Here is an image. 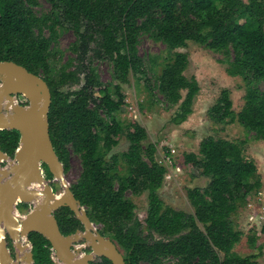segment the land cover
Here are the masks:
<instances>
[{"label": "trees", "instance_id": "trees-1", "mask_svg": "<svg viewBox=\"0 0 264 264\" xmlns=\"http://www.w3.org/2000/svg\"><path fill=\"white\" fill-rule=\"evenodd\" d=\"M41 1L0 0V62H15L48 84L54 149L65 172L73 154L81 161L71 190L126 264H261L258 255L234 251L243 233L232 218L263 186L256 163L245 155L248 141L208 136L198 154L185 155V165L210 180L204 189L188 190L194 208L189 214L162 200L167 168L156 159L157 145L145 144L147 130L118 116L127 104L123 85L133 76L138 82L146 78L150 102L159 94L167 110L176 109L173 124L185 123L200 93L198 80L185 75L188 54L179 51L192 42L221 55L228 74L246 82L242 110L235 112L225 89L209 111L210 120L238 122L255 140H264V0H43L51 10L37 14ZM63 30H72L77 39L70 47L73 59L57 69L54 45ZM144 35L166 46L162 63L148 65L140 56ZM103 60L113 65V85L104 84L93 65ZM82 81L79 90L63 92ZM122 137L128 151L110 156ZM20 139L16 130H0L1 150L14 159ZM43 169L54 179L46 165ZM128 193L148 194L145 223ZM55 216L65 236L83 229L68 207ZM29 239L34 264H55L43 235L32 233ZM258 241L257 235L249 237L253 248ZM102 264L112 262L103 257Z\"/></svg>", "mask_w": 264, "mask_h": 264}, {"label": "rangeland", "instance_id": "rangeland-1", "mask_svg": "<svg viewBox=\"0 0 264 264\" xmlns=\"http://www.w3.org/2000/svg\"><path fill=\"white\" fill-rule=\"evenodd\" d=\"M244 1L248 2V0ZM36 9L37 14L48 13L51 6L42 0L40 6ZM76 39V35L72 30L60 32L58 44L54 45L56 55L54 65L57 69L67 65L73 59L70 47ZM179 51L188 54L189 57V66L185 75L189 78L195 77L200 85V93L195 100L193 114L189 119L180 125L173 124L171 120L176 109L167 110V106L159 94L154 103L150 102L148 92L145 90L146 78L138 82L133 76L130 78L129 83L123 85L127 104L118 118L126 123L136 121L147 130L149 138L145 144L157 145L156 159L167 168L166 180L160 190V196L166 206L189 214L194 213V208L188 199V190L197 187L204 189L209 185L210 180L203 177L200 170L187 167L184 163L185 155L188 153L198 154L201 141L208 136L235 142L247 140L245 155L256 163L263 186L259 193L252 195L246 206L240 208L232 218L235 228L243 233L234 251L242 257L258 255L257 260L264 264V140H255L238 122L217 125L209 118L210 109L225 89L230 90L234 110L239 113L245 104L246 82L239 77L228 74L227 66L222 63L223 57L221 55L200 45L191 42L187 48ZM167 52L164 44L157 43L148 36L144 35L140 39L139 54L148 65L152 60L162 63L167 56ZM93 65L104 84H115L113 65L109 61H97ZM150 75L151 73L148 74V76ZM150 79L152 80V78ZM83 84L84 81L81 85H68L63 89V92L77 91ZM13 97L21 105H27L28 103L22 94L13 95ZM129 146L130 144L126 138L122 137L119 145L112 150L110 156L128 151ZM4 166H6V163L3 164ZM81 171L80 158L73 154L70 160V169L65 172V179L70 186L77 183ZM47 182L55 194L64 193L65 188L60 180H47ZM128 197L136 205L137 217L145 223L148 210V194L143 193L136 196L128 193ZM20 205L21 203L17 206L16 214L21 217L27 216L35 208L34 203H27V208H19ZM94 228L96 233L103 235L101 226L94 224ZM82 233L85 232L82 231ZM252 235L259 237L258 247L253 248L249 244V237ZM103 236L110 239L105 235ZM22 241L23 243L26 242L25 239ZM9 243L13 247L10 250L13 259L18 264H23L22 261L17 260L19 250L15 247L14 242L9 241ZM74 245L76 250L77 248L82 249L83 255L92 253V248L86 238L82 237ZM32 249V245H30L28 249L22 251L23 254L20 253L19 255L28 260V255ZM120 252L123 254L122 251ZM77 254H80V252ZM52 258L55 264H62L54 250L52 251ZM91 264H102V257L96 258ZM164 264H174V261L167 260Z\"/></svg>", "mask_w": 264, "mask_h": 264}, {"label": "water", "instance_id": "water-1", "mask_svg": "<svg viewBox=\"0 0 264 264\" xmlns=\"http://www.w3.org/2000/svg\"><path fill=\"white\" fill-rule=\"evenodd\" d=\"M17 94H22L28 103L27 105L17 103L10 111L5 103L10 98L14 99L13 95ZM51 103V91L43 78L15 62H0V130H16L21 135L14 159L0 147V167H3L4 159L7 160L6 166L18 162L11 179L4 182L0 178V264H18L8 248V237L18 249L16 240L19 238H25L28 247L32 245L29 239L32 233L43 235L51 243L52 249L63 264H91L96 260L94 255H88L83 260L75 259L74 244L82 237L87 239L88 244L91 243L98 248L97 257L107 258L112 264H126L124 255L111 239L91 230L90 227L94 226V223L65 179L64 164L60 161L50 138ZM44 148L47 149L46 153H43ZM43 165L48 167L54 179L60 180L65 188V197L60 201L56 200V194L46 180ZM42 174L47 190L44 188L26 193L24 189L35 180H40ZM42 197V206L23 216L27 217L26 221L16 214L19 203H34ZM62 207H68L75 213L76 218L83 224L85 233L78 231L70 236L63 235L55 216ZM18 250L19 253L24 251ZM19 253L17 260H26L24 256L25 259H19ZM27 261L34 264L33 249Z\"/></svg>", "mask_w": 264, "mask_h": 264}, {"label": "bare ground", "instance_id": "bare-ground-1", "mask_svg": "<svg viewBox=\"0 0 264 264\" xmlns=\"http://www.w3.org/2000/svg\"><path fill=\"white\" fill-rule=\"evenodd\" d=\"M5 106H9L10 111H12L17 106V102L14 99L10 98V99H8L6 101ZM46 152H47V149L44 148V152L43 153H46ZM4 161L6 163L7 160L4 159ZM17 163L18 162L16 161L13 164L9 163V165L5 166L4 168L2 166L0 167V178H2V180L4 182L9 180V179H11L12 173L14 172ZM43 178L44 177H43V174H42V177H41L40 180H35L34 182H32V184L28 188L24 189V190H26V193H31V192H33L35 190L40 191V190H42L44 188H45V190H47L46 189V182H45V180ZM63 197H65V192L63 194H60V195L56 194V200L57 201H60ZM52 203H54V201H52ZM34 204H35V208L34 209H36V208L39 209L42 206V204H43V197H42V199H39L38 201H35ZM22 220L26 221L27 217L23 218ZM90 228L93 231L95 230L94 226H91ZM24 239L25 238H19V239L16 240V246L18 247V249H24V250L28 249V245L26 244V242L23 243V241H22ZM89 246L93 249L92 253L89 254V255H94L95 259L98 258L96 256L97 253H98V248L96 246L92 245L91 243L89 244ZM76 252L77 253L80 252V254H77ZM76 252H74L75 259L83 260V259L88 257V255H83L82 254V249L81 248H77ZM19 259L22 260V259H25V258H23V256L19 255ZM22 262H23V264H27L28 263L27 260H23Z\"/></svg>", "mask_w": 264, "mask_h": 264}, {"label": "flooded vegetation", "instance_id": "flooded-vegetation-1", "mask_svg": "<svg viewBox=\"0 0 264 264\" xmlns=\"http://www.w3.org/2000/svg\"><path fill=\"white\" fill-rule=\"evenodd\" d=\"M44 175H45V177H46V179H47V176H46V173H45V171H44ZM47 180H49V181H54L55 179H47ZM86 210V209H85ZM83 225V224H82ZM78 231H84L85 232V228H84V226H83V229L82 230H78ZM9 241L11 242V240H10V238L8 237V248L10 249V250H12V245H9L10 243H9ZM76 247V246H75ZM52 251H53V249H52ZM92 251H93V249H92ZM55 263V262H54Z\"/></svg>", "mask_w": 264, "mask_h": 264}]
</instances>
